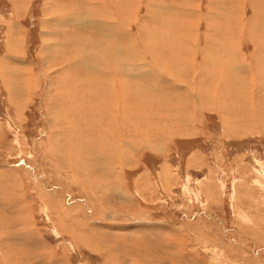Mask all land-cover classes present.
Here are the masks:
<instances>
[{
  "label": "rangeland",
  "instance_id": "rangeland-1",
  "mask_svg": "<svg viewBox=\"0 0 264 264\" xmlns=\"http://www.w3.org/2000/svg\"><path fill=\"white\" fill-rule=\"evenodd\" d=\"M128 1L97 20L154 74L114 141L60 106L66 59L111 60L90 6L0 0V264H264V0Z\"/></svg>",
  "mask_w": 264,
  "mask_h": 264
},
{
  "label": "bare ground",
  "instance_id": "bare-ground-1",
  "mask_svg": "<svg viewBox=\"0 0 264 264\" xmlns=\"http://www.w3.org/2000/svg\"><path fill=\"white\" fill-rule=\"evenodd\" d=\"M124 1L125 2L123 4H121V5H123V7L127 6L128 2H129L128 0H124ZM81 2H82V0H81ZM83 2H84L83 4L87 3L90 6V9L88 10V13L86 14V16L89 17V20L91 19L92 21H95V19L97 20V18H98L97 13H96L97 10L101 11L100 13H102V12L107 13V11H106L107 8H105V7H109L110 5L114 8L117 7L116 6L117 0H109L107 6L106 5L103 6V4H102L103 2L101 1V3H100L99 0L98 1L97 0H83ZM65 6H67V5H65ZM119 8L121 9V7H119ZM111 11H112V9H111ZM123 11L124 10L120 11L123 13L122 15H124V13H125V11L124 12ZM71 12H73V11H68V12H65L64 14H60L62 16L63 24H65V21H67V22L73 21L74 22V20H77V18H79V17H77V15H75L77 13L74 14ZM79 14H83V13H80V10H79ZM81 19H83V17H81ZM124 20H125V18H124ZM97 21L94 22V25L96 26V28H97V26L100 27V29L102 28L101 30L104 32L103 34H105V30L108 31V34L106 35V37H107V40H109V43H107V45H105V48L102 49V53H105V51H106V53H108V57H110V55H111V58H110L111 60L106 62L105 59L101 57L98 60V64L97 63L92 64V63L86 62L85 60H83V61L77 60L76 59L77 56L75 54L73 55L74 56L73 58L66 59L68 61L74 60V61H72V62H74V64L70 65V66H76V68H77V66H82V64H83L84 65L83 67L85 68V70L87 67V69L89 68L88 69L89 71L87 73V76L86 75H83V76L78 75L77 77H75V79L73 78V80H71V81H69V80L66 81V79L62 80V83H64L65 85L68 86L67 89L70 91V93H66V94L62 93L65 95H62L63 100H62L60 106L62 109L64 107L67 108L68 106H69L68 108L74 109L77 106L75 109H77V112H78V114H80V116H81L80 118L83 121H88V119H93L95 117V115H97L98 118L104 116L106 119L103 118V119H105V121H103V122H105V124L108 125L109 132L107 130H105V133L103 131H101V132L106 134V136H109L108 138H110L114 141L125 140V137L128 135V132L133 128L132 126H134L133 117L140 114V112H135L132 110L131 91L134 88L135 89H137V88L141 89L142 86L139 85L138 82L133 81V79H136V78H137L136 80L138 81L139 76H133L132 77L131 71L132 70L140 71V72H142V74H144L143 72H148L147 74H154V73H153V71L149 70L150 68L146 69L148 64H146L145 61L144 62L142 61L143 63H141V62L136 63L137 59L142 60L145 58L142 54H136L135 52L133 53V49H131V45L128 44V42L124 41L123 43L121 42L117 45L114 41H112L113 37L112 38L108 37V35L111 33H114V35L116 33H119L120 35L125 34V35H129V36L131 35L132 36V33H130L131 31L125 30L123 28L120 29V28H118V25H116L115 23H113L112 21L107 20V19L99 18V20H97ZM73 24H76V22H74ZM86 28H88V27H86ZM93 30H95V29H93ZM140 30H141V32L142 31L145 32V30L143 29V26H142V28L140 27ZM109 36H112V35H109ZM76 38H79V37H76ZM83 40H86V39L83 38ZM84 42H86V41H84ZM76 43H77V41H76ZM60 44L64 45L62 41L60 42ZM75 45H77V44H75ZM96 45H97V43H96ZM77 47H79V46H77ZM77 50H79V49H77ZM205 50H207V49H205ZM65 52L68 53L69 51H65ZM202 52H203V49H202ZM206 52H205V54H206ZM205 54H204V60L206 61V60H208V57H206ZM78 57H79V55H78ZM171 57H173V56L171 55ZM154 58L157 59V57H154ZM170 59H174V58H170ZM153 60L155 61V59H153ZM157 60L160 61V59H157ZM168 60H169V58H168ZM70 68H72V67H70ZM79 69H81V68H79ZM69 70H72V69H69ZM83 72H85V71H83ZM66 76H68V75H66ZM66 76H64V77H66ZM67 79H69V78H67ZM61 89H63V88H61ZM138 91H140V90H138ZM138 99H140V98H138ZM102 105L106 106L108 108L106 110V112L99 111L98 113L95 114L94 112L96 111V106H102ZM85 110H86V113L84 112ZM132 113H134L135 115L132 116ZM159 119L160 118H158V120ZM161 119H162V117H161ZM156 121H157V119H156ZM113 122H119V125L114 126V125H112ZM137 122H138V119H137ZM85 123L88 125V122H85ZM136 125H138V124H136ZM144 126H145V122H144ZM133 130L137 132L136 136L140 135L141 138H144L145 135L144 134L141 135V133H142L141 129L137 130V129L133 128ZM163 138H166V137L164 136ZM158 139L161 140V138H158ZM124 143H128V142L125 141ZM90 147H91V145H88V144L83 145V148L89 149ZM96 147H98V146H96ZM98 148L102 149L100 147H98ZM98 148H97V150H98ZM104 157H106V156H104ZM108 165H106V166H108ZM108 170H109V168H108Z\"/></svg>",
  "mask_w": 264,
  "mask_h": 264
}]
</instances>
